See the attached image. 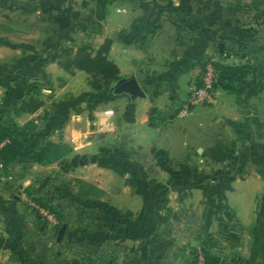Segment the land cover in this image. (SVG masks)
<instances>
[{"label":"rangeland","instance_id":"374dc122","mask_svg":"<svg viewBox=\"0 0 264 264\" xmlns=\"http://www.w3.org/2000/svg\"><path fill=\"white\" fill-rule=\"evenodd\" d=\"M84 1L90 0H0V21L7 18L12 23L9 46L18 43L22 48L25 46L28 50H34L36 55L42 57L37 58L38 64L45 65L52 61L62 70L55 60L62 52L69 49L74 52L81 44L96 48L106 39H110L111 56H108L113 61L118 56L117 49H114V37L120 24L115 18V11L101 10L97 7L83 9ZM238 17L240 23L245 25L246 14L240 13ZM20 20H25L24 23L27 21V25L30 22L35 24L27 27L19 22ZM167 28L163 26L159 31H166ZM208 62L210 61L206 60V63ZM68 75L66 73L58 76L55 73L39 71L27 75L28 80L37 79L42 85L40 97L44 103L42 111L47 112L48 121L47 123L43 121L42 124L38 121L37 127L39 137L46 140L52 141L51 135L60 138L63 133L61 126L68 116L74 115L77 110L87 118L89 114V117L96 116L101 109L104 114H111L104 110L106 102L103 100L105 97H113L112 88L120 80L125 79L118 77L110 88H103L85 73L76 76L75 72L74 78ZM200 75L195 79V85ZM64 84H67L68 92L58 94L59 88ZM225 95L246 101V88L240 89L238 97L227 93ZM142 96L143 93L136 98L130 97L137 99ZM187 100L181 104L168 105L163 110L155 108L149 113L143 129L146 131V128L156 130L165 128L164 137H161V133L149 129H147L150 133L149 138L138 137L134 135V130L125 124L122 128L116 127L104 134L102 145L103 147L105 145V152L92 156V161L101 163L117 174L120 173L121 180L116 182L117 186L112 185L110 188L112 192L126 194L128 191H122V178H126L128 182L135 178L132 184L136 186L139 195L155 194L159 197L152 200L155 201V212L161 210L171 217L179 212L185 213L182 215V222H185L182 223L183 226L181 224L180 232H175L174 240L185 243L188 261L196 259L198 264H202L200 250L202 241L211 246L212 252L225 263L247 264L246 239L248 240L249 235L246 212L253 213L256 226L264 223V200L256 198L251 208L249 210L246 208V202L249 200L247 196L253 187L246 180L256 179L261 170L258 140L255 137L246 139V131L234 132V127H238L237 129L246 127V120H243L246 118V109L243 107H240V110L230 104L231 107L223 108L216 97L212 105L196 106L187 114H181ZM118 105L112 104L109 107L114 110L121 108ZM90 107L96 108V111L89 112ZM122 110L124 111L123 108ZM130 111L126 110L127 114L124 115L118 113L119 118L116 121L121 123L127 115V122L131 123L134 116L130 118ZM234 114L243 122L236 125L229 119ZM153 147L156 151L151 153ZM163 147H169L170 154L160 153ZM75 161L65 160L62 168L55 165L47 170H36L24 162L22 164L24 167L16 165L8 172H4L0 167V243L10 252L9 257L6 252L0 254V264H21L14 252L20 253L21 257L28 259L31 264L52 263L56 243L54 227L58 218L48 209L38 206L35 200L39 197L49 198L51 206L56 211L62 212L63 215L73 213L71 196L76 192V186L72 184L80 180L76 178L79 176L76 171L87 164L81 163L79 159ZM68 171L77 173V176L68 174ZM46 175L49 180L38 191V186ZM21 178L30 179L31 186H23ZM103 179L111 182L108 177ZM147 179L153 184L148 185ZM43 189L46 192H43ZM35 191L41 195H36ZM180 194L186 195L187 198L183 200L184 195ZM101 202L102 200H99L98 205L84 203V209L78 208L81 216L82 213H86L82 217L84 224L90 219V222L98 226L94 236L100 243L95 246L79 243L78 250L71 251L72 256L79 257V253L82 252L92 255L90 253L95 251L97 256L99 251L112 249L111 239H108V242L105 239L107 243L101 239L104 235H109L100 230L103 215L100 206L104 205ZM105 202L106 198H103V203ZM121 203L124 204V201ZM144 203L146 205L147 202ZM80 205L82 206V203ZM151 209L149 206L148 211ZM5 210L6 212L2 213ZM4 214L11 217L6 219V216L3 217ZM6 230L12 235L7 234ZM154 233L150 231L152 236ZM113 237L114 235L111 236ZM76 239V242H82L84 237L76 234ZM70 259L71 256L65 255L60 258L59 264H66Z\"/></svg>","mask_w":264,"mask_h":264},{"label":"crops","instance_id":"0c3cea01","mask_svg":"<svg viewBox=\"0 0 264 264\" xmlns=\"http://www.w3.org/2000/svg\"><path fill=\"white\" fill-rule=\"evenodd\" d=\"M84 4L83 9L97 7L101 10L115 11V18L120 24L114 37V49H117L118 56L113 61L119 69V77L125 79L134 77L138 81L143 96L137 99L126 94L105 97L103 101L106 104L103 107L104 110L111 112L109 115L101 112L102 109L94 117H89V114L88 118L79 110L74 115L70 114L61 126L63 131L61 137L51 135V140L68 145L71 153L50 166H32L36 170H47L55 165L62 168L64 161L69 159L73 162H76V159L81 163L87 162L76 171L79 176L71 171H68V174H74L76 178L103 191L104 195L100 198L101 204H104L100 206L103 214L100 230L110 235H104L107 242L108 239L113 241L110 245L113 246L111 250L115 264H185L187 246L174 240L175 232H180L181 224L185 222H182V215L185 213L179 212L171 217L161 210L155 212V201L152 200L159 197L155 194L139 195L136 186L132 184L135 178L129 182L122 178V191L126 190L129 193L123 195L112 192L110 189L112 185L121 180L120 173L108 170L101 163L93 162L92 156L105 152V145L104 147L102 145L104 134L116 127L122 128L125 124L134 130L135 136L149 138L150 133L147 130L149 129L161 133V137H164L165 128L157 130L146 128V131L143 129L151 110L155 108L163 110L168 105L181 104L187 100L190 90L195 86V79L201 74L199 64L204 58L214 62L225 57L230 51L244 49L245 52H241L239 56L230 53L223 59V63L239 65L249 62L258 67L257 73L250 77L252 88L246 89V101L232 99L218 89L215 96L223 108L232 105L238 109L240 107L246 109V118H243L246 120V127L241 129L234 127V132L246 131V139L255 137L258 140L257 150L261 169L256 179L246 180L251 187L253 186L247 196L249 200L246 202V208L249 210L256 198L264 200V0H90L84 1ZM240 13L246 14L245 25L240 23L238 17ZM106 16L108 17L107 13ZM34 20L36 22V19ZM16 22L18 23L17 20ZM19 22L27 27L35 24L30 22L27 25V21L24 23L25 20ZM11 25L10 19L0 21V119L10 117L18 126L31 121L37 125L38 117H44L43 107L34 114H23L16 110L24 79L28 73L37 71L55 73L58 76L66 73L52 61L45 65L38 64L37 58L42 57L36 55L34 50H28L25 46L22 48L18 43L9 46ZM163 26L168 27L166 31H159ZM219 44L223 45L222 50L218 48ZM110 54L111 52L109 56ZM31 63L33 65H30ZM82 73L76 71V76ZM73 76L69 77L74 78ZM59 89L58 94L68 92L67 84ZM112 104H119L121 108L114 110L109 107ZM95 109L90 107L89 112L93 113ZM126 110L131 112L130 118L134 116V120L128 124L126 115L125 119L118 123L116 121L119 118L118 113L127 114ZM40 113H43V116H40ZM236 115L229 119L237 125L243 120L240 121ZM47 121L48 119L45 123ZM39 122L42 124L43 121ZM155 151L153 147L151 153ZM160 153L170 154L169 147H163ZM22 164L23 162H17L15 166L24 167ZM104 177L110 178L111 182L103 179ZM45 178L49 180L47 175ZM20 182L25 187L31 186L28 178H21ZM147 184L153 183L147 179ZM122 197L125 198L122 200ZM103 198H106L105 203ZM185 198L186 195L182 199ZM143 202H147L146 205ZM149 206L152 208L151 211H148ZM5 212L6 210L2 211ZM249 212H246L249 235L248 240L246 239V262L264 264V223L256 226L253 213ZM5 216L6 214L3 217ZM10 217L7 215L6 219ZM150 231L155 232V236H152ZM6 232L12 235L8 230ZM75 240L76 237L68 233L61 244L57 242L54 244L53 251L60 252L58 260L65 255L74 256H72L74 250L70 246H73L71 242ZM2 252H6L9 257L10 252L7 248L0 246V254Z\"/></svg>","mask_w":264,"mask_h":264},{"label":"trees","instance_id":"16d2710c","mask_svg":"<svg viewBox=\"0 0 264 264\" xmlns=\"http://www.w3.org/2000/svg\"><path fill=\"white\" fill-rule=\"evenodd\" d=\"M110 48V39H106L96 48L88 44H81L75 48L74 52L70 49L66 50L55 60L65 73L73 75L76 71L83 72L89 75L90 79L101 87L110 88L119 77L117 65L108 57ZM241 52H245L244 49L230 51L225 57L223 56L213 63L217 72L215 89L235 97H238L241 88H246L247 90L252 88L250 77L255 75L258 71V67L249 62L239 65L223 63V59L229 56L230 53L239 56ZM206 60L207 59H203L199 64L201 73L204 70ZM199 85L200 79L198 78L196 86ZM41 86L42 85L38 83L37 79L31 81L28 80L26 76L22 84V94L17 104L18 107H16L18 112L23 114H34L44 106L40 98ZM47 118V112L44 111V117H38V120L45 121ZM1 144L3 145L0 147V165L1 170L4 172H8L17 162H24L29 165L50 166L67 157L72 151L66 144L55 143L39 137L38 127L34 122L31 121L23 126H18L10 117L0 119V145ZM72 185L76 186V192L71 196L72 204L74 205L73 213H65L66 215H63L62 212L56 211L55 208L51 206V199L46 197H39L35 202L38 206L48 209L58 218L57 225L54 227L55 239L61 225H67L66 231L59 242L60 244L68 233L75 237L76 234L84 237L82 242H76V240L75 242H71L73 246L70 247L75 251L78 250L77 244L79 243H81V245L92 244L94 246L100 243L95 240L96 237L94 236L97 233L98 226L92 223V221L90 222V219L89 222L84 224V218L82 217L86 215L85 210L83 211L85 214L82 213L81 216V211L79 212L78 208H83L84 203H88V205H98L97 202H99L104 193L97 187L81 180L74 181ZM35 193L36 195H41L40 192L35 191ZM81 203L82 206L80 205ZM39 230L41 231V228H39ZM86 239L89 240L86 241ZM101 239L102 242L105 240L104 237ZM0 246L3 245L0 243ZM106 250L107 251L102 252L99 251L97 256L96 251L90 253L92 255L84 254V252L79 253V257H71L66 264H115L112 250ZM200 250L203 260L202 264H227L221 260L218 255L212 252V247L208 246L206 242L203 243L201 241ZM44 251V254H46L47 250L45 249ZM14 253L17 255L21 264H31L28 259L26 260L21 257L20 253ZM59 256L60 252H55L52 255L53 264L60 263L58 260ZM185 264H198V261L196 259L191 261L186 260Z\"/></svg>","mask_w":264,"mask_h":264},{"label":"built area","instance_id":"2783aa9c","mask_svg":"<svg viewBox=\"0 0 264 264\" xmlns=\"http://www.w3.org/2000/svg\"><path fill=\"white\" fill-rule=\"evenodd\" d=\"M199 79L200 85H195L190 91L189 98L187 103L183 106L181 114H187L190 109L196 106L212 105L215 103L216 96L214 86L217 81V72L212 62L205 64ZM44 214L47 215V213Z\"/></svg>","mask_w":264,"mask_h":264},{"label":"water","instance_id":"95a60500","mask_svg":"<svg viewBox=\"0 0 264 264\" xmlns=\"http://www.w3.org/2000/svg\"><path fill=\"white\" fill-rule=\"evenodd\" d=\"M223 45L222 44H219L218 45V48L220 50H222V47ZM111 93L115 96H118V95H122V94H126V95H129L131 97H139L141 94H142V88L141 86L139 85L138 81L134 78V77H131V78H128V79H122L120 80L111 90ZM40 116H43V113H40ZM86 161V158H84V162ZM47 181V178H45L41 183L40 185L38 186V191L42 189V187L44 186V184L46 183ZM66 224H62L59 231H58V234H57V237H56V242L59 243L66 231Z\"/></svg>","mask_w":264,"mask_h":264}]
</instances>
